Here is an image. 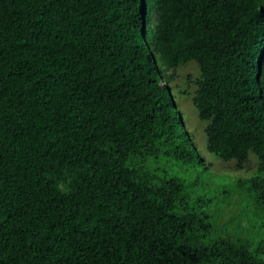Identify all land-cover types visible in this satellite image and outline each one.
I'll return each mask as SVG.
<instances>
[{
	"label": "trees",
	"instance_id": "trees-1",
	"mask_svg": "<svg viewBox=\"0 0 264 264\" xmlns=\"http://www.w3.org/2000/svg\"><path fill=\"white\" fill-rule=\"evenodd\" d=\"M0 264H264V0H0Z\"/></svg>",
	"mask_w": 264,
	"mask_h": 264
},
{
	"label": "rangeland",
	"instance_id": "rangeland-1",
	"mask_svg": "<svg viewBox=\"0 0 264 264\" xmlns=\"http://www.w3.org/2000/svg\"><path fill=\"white\" fill-rule=\"evenodd\" d=\"M198 77V68L197 65L193 62L187 63L183 66H181L178 69V77L177 82L180 85V87L184 90H187L191 95H182L180 96V109L182 112L187 116L188 122H187V129L195 135V142L197 146L201 147L199 148L200 151H202V154L204 156V159L206 162H210L211 169L215 172H221L226 174H233L234 171V165L223 163L218 161L215 158H212L210 154H208L204 149L205 144V136L203 134V122L200 121L197 117L196 110L192 104V93L195 89V80ZM243 172L242 170H240Z\"/></svg>",
	"mask_w": 264,
	"mask_h": 264
}]
</instances>
